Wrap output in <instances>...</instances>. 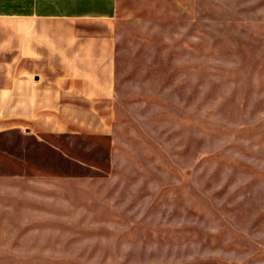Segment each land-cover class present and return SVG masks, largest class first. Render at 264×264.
Here are the masks:
<instances>
[{"label":"rangeland","instance_id":"obj_1","mask_svg":"<svg viewBox=\"0 0 264 264\" xmlns=\"http://www.w3.org/2000/svg\"><path fill=\"white\" fill-rule=\"evenodd\" d=\"M68 25L115 30L113 75L50 62L0 113V264H264V0Z\"/></svg>","mask_w":264,"mask_h":264},{"label":"crops","instance_id":"obj_2","mask_svg":"<svg viewBox=\"0 0 264 264\" xmlns=\"http://www.w3.org/2000/svg\"><path fill=\"white\" fill-rule=\"evenodd\" d=\"M121 4L122 0H0V113L32 115V90L41 79L34 82L31 76L36 68L42 74L50 62L88 70L96 61L113 75L115 30L98 34L62 23L111 24Z\"/></svg>","mask_w":264,"mask_h":264}]
</instances>
